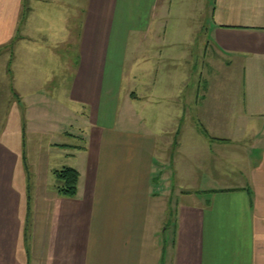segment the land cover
Instances as JSON below:
<instances>
[{
    "label": "crops",
    "instance_id": "1",
    "mask_svg": "<svg viewBox=\"0 0 264 264\" xmlns=\"http://www.w3.org/2000/svg\"><path fill=\"white\" fill-rule=\"evenodd\" d=\"M172 4L0 0V264H264V0H206L199 36ZM59 104L33 165L20 119Z\"/></svg>",
    "mask_w": 264,
    "mask_h": 264
},
{
    "label": "rangeland",
    "instance_id": "2",
    "mask_svg": "<svg viewBox=\"0 0 264 264\" xmlns=\"http://www.w3.org/2000/svg\"><path fill=\"white\" fill-rule=\"evenodd\" d=\"M205 1L206 0H173L172 7L170 9V16L166 19V27H167V33L170 34H179V35H193L199 34L202 32V29L199 28L202 27L200 22H202V19L207 17V9L205 7ZM179 28V29H178ZM178 29L179 33H173L169 30H176ZM154 30H158V26L155 23L152 29V33ZM151 35V34H150ZM194 40V39H192ZM192 40H189L188 42H191ZM200 43V42H199ZM196 48H197V41L195 40ZM192 45H191V52H192ZM197 51V49H196ZM193 59L197 60L195 57V54L192 53ZM192 58L190 59L191 65L197 67V61H194ZM198 68V67H197ZM195 69V68H194ZM200 74H197L193 77V80H200ZM2 77V75H0ZM206 79H202L203 84H211L212 88L216 90L218 87L215 85L223 84V79L219 81L217 78L216 70H209V74L207 73L205 75ZM175 83V81H174ZM217 91V90H216ZM61 95H63V91H59ZM5 93L0 92V95L3 97ZM5 98V96H4ZM13 99H15L13 97ZM7 100V99H4ZM16 100V99H15ZM67 99H62V101L65 103ZM20 107V106H19ZM39 108H43V106H39ZM46 108H50L49 106ZM18 114L17 112L14 113V105H10V132L12 134L15 133V131L20 130V125L22 123V128L24 131H22L23 134V142H26L28 144L29 148H27V159L28 162L31 163L34 162L38 163V159H41V154L39 153L42 149H47L48 142L52 141V136L54 134H59L60 128H66V123L68 121V118L70 119V116H68V112H66V106L60 105L59 106H52L50 108V111L45 112L44 116H46L45 121H35L33 122L32 118L27 117L26 122L25 120L20 119V122L18 121ZM32 120V123L29 121ZM67 128H72L70 124L67 125ZM9 136V135H8ZM54 138H57L56 136ZM62 140V139H61ZM30 169L26 167L27 170V177L31 179L34 174V168L32 166H29Z\"/></svg>",
    "mask_w": 264,
    "mask_h": 264
},
{
    "label": "trees",
    "instance_id": "3",
    "mask_svg": "<svg viewBox=\"0 0 264 264\" xmlns=\"http://www.w3.org/2000/svg\"><path fill=\"white\" fill-rule=\"evenodd\" d=\"M206 134L208 132L203 129ZM62 147H72V145L63 143ZM54 189L61 195L75 197L79 189L80 171L71 165H63L55 168L54 171Z\"/></svg>",
    "mask_w": 264,
    "mask_h": 264
}]
</instances>
